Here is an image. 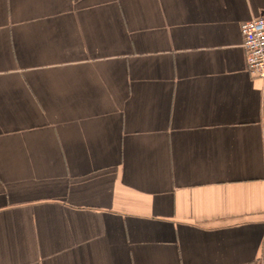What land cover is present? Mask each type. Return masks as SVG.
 Instances as JSON below:
<instances>
[{
    "label": "crops",
    "instance_id": "obj_1",
    "mask_svg": "<svg viewBox=\"0 0 264 264\" xmlns=\"http://www.w3.org/2000/svg\"><path fill=\"white\" fill-rule=\"evenodd\" d=\"M264 0H0V264H264Z\"/></svg>",
    "mask_w": 264,
    "mask_h": 264
},
{
    "label": "built area",
    "instance_id": "obj_2",
    "mask_svg": "<svg viewBox=\"0 0 264 264\" xmlns=\"http://www.w3.org/2000/svg\"><path fill=\"white\" fill-rule=\"evenodd\" d=\"M240 31L247 72L254 78L264 79V15L242 23Z\"/></svg>",
    "mask_w": 264,
    "mask_h": 264
}]
</instances>
